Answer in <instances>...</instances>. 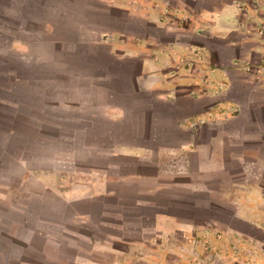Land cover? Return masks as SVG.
I'll use <instances>...</instances> for the list:
<instances>
[{
    "label": "crops",
    "instance_id": "crops-1",
    "mask_svg": "<svg viewBox=\"0 0 264 264\" xmlns=\"http://www.w3.org/2000/svg\"><path fill=\"white\" fill-rule=\"evenodd\" d=\"M259 1L0 0V264L264 250Z\"/></svg>",
    "mask_w": 264,
    "mask_h": 264
},
{
    "label": "rangeland",
    "instance_id": "rangeland-1",
    "mask_svg": "<svg viewBox=\"0 0 264 264\" xmlns=\"http://www.w3.org/2000/svg\"><path fill=\"white\" fill-rule=\"evenodd\" d=\"M190 3H193L194 5L200 6L202 8H209L213 7L216 9V7L219 6L220 2L223 0H184ZM224 1H230V0H224ZM264 11V8H262ZM241 34H238L237 32H232L231 35H229V38H237ZM198 42H206L207 44H213L214 41L217 40H210L208 41L205 38L198 37ZM237 74V73H236ZM235 74V75H236ZM240 74H237V77ZM235 220H232L234 222ZM251 232L259 237H264V234L257 230H251ZM217 249V252H219L222 255L221 260L225 261L223 264H241L240 259H243V264H264V250H260V247H257L254 244L247 243L243 241L239 246H231V247H215ZM243 255V258L239 257V260L237 261V256ZM220 259V258H218ZM180 264H188V263H180Z\"/></svg>",
    "mask_w": 264,
    "mask_h": 264
},
{
    "label": "built area",
    "instance_id": "built-area-1",
    "mask_svg": "<svg viewBox=\"0 0 264 264\" xmlns=\"http://www.w3.org/2000/svg\"><path fill=\"white\" fill-rule=\"evenodd\" d=\"M256 1H259V0H256ZM260 4V6L264 7V0H261L258 2ZM245 24V23H244Z\"/></svg>",
    "mask_w": 264,
    "mask_h": 264
}]
</instances>
